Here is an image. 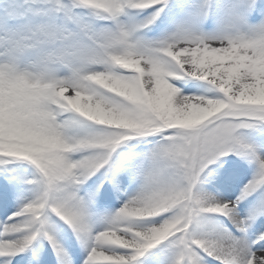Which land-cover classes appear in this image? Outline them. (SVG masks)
Segmentation results:
<instances>
[{
    "label": "snow or ice",
    "instance_id": "snow-or-ice-1",
    "mask_svg": "<svg viewBox=\"0 0 264 264\" xmlns=\"http://www.w3.org/2000/svg\"><path fill=\"white\" fill-rule=\"evenodd\" d=\"M0 264H264V0H0Z\"/></svg>",
    "mask_w": 264,
    "mask_h": 264
}]
</instances>
